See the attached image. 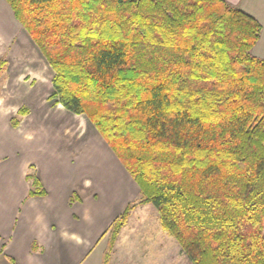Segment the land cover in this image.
<instances>
[{"label":"trees","instance_id":"obj_1","mask_svg":"<svg viewBox=\"0 0 264 264\" xmlns=\"http://www.w3.org/2000/svg\"><path fill=\"white\" fill-rule=\"evenodd\" d=\"M5 1L54 72L48 98L84 114L138 187L101 264L139 203L192 264H264L261 24L225 0ZM7 69L3 54L0 90ZM24 179L46 194L34 165Z\"/></svg>","mask_w":264,"mask_h":264},{"label":"crops","instance_id":"obj_2","mask_svg":"<svg viewBox=\"0 0 264 264\" xmlns=\"http://www.w3.org/2000/svg\"><path fill=\"white\" fill-rule=\"evenodd\" d=\"M225 1L261 24L251 52L264 57V0ZM10 16L17 29L0 0V46L17 40L1 28ZM32 99L17 126L10 119L22 105L8 122L0 116V264H101L103 233L138 187L84 114L55 103L45 118ZM30 165L43 196H27Z\"/></svg>","mask_w":264,"mask_h":264},{"label":"rangeland","instance_id":"obj_3","mask_svg":"<svg viewBox=\"0 0 264 264\" xmlns=\"http://www.w3.org/2000/svg\"><path fill=\"white\" fill-rule=\"evenodd\" d=\"M14 20L17 29L11 16L10 19H5L1 26L6 31L3 32L6 37H17V40H12L9 44L3 42L5 45L1 43L0 46L1 55L5 54L8 59L7 80L0 90V116L3 121L8 122L14 109L31 102V97L37 93L36 98L32 100H36L34 104H37L43 111V116L48 118L55 107V100L48 98L52 90L51 77L54 72L27 32L16 19ZM20 32L25 34L26 41L25 37L19 35ZM26 81L27 85L24 84ZM38 83L42 90L38 89ZM36 129V126H32L29 130L33 134ZM129 198V202L138 201V189ZM104 246H107V236ZM108 264L192 263L174 236L161 227L154 206L151 203H139L119 231Z\"/></svg>","mask_w":264,"mask_h":264}]
</instances>
